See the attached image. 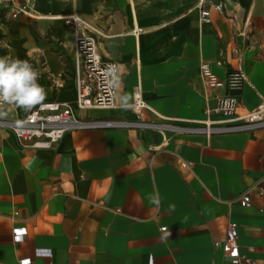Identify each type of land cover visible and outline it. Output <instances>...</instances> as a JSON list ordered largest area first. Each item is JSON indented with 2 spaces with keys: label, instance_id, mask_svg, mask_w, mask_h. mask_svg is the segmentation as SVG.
Listing matches in <instances>:
<instances>
[{
  "label": "crops",
  "instance_id": "0c3cea01",
  "mask_svg": "<svg viewBox=\"0 0 264 264\" xmlns=\"http://www.w3.org/2000/svg\"><path fill=\"white\" fill-rule=\"evenodd\" d=\"M198 2L28 0L29 15L0 22V57L39 71L43 102H73V40L93 35L100 57L118 65L120 106L77 115L133 119L125 104L139 84L149 121L204 118L213 100L201 62L220 78L240 66L246 83L233 92L244 115L264 97V0H228L221 12L210 8L208 22L200 21ZM72 16L80 27L67 22ZM27 113L15 108L0 118ZM258 181L264 188V127L209 137L84 128L51 149L24 147L0 128V264L28 257L33 264H228L214 246L228 221L237 223L241 254L264 264ZM246 188L243 207L235 198ZM15 226L27 228L19 243Z\"/></svg>",
  "mask_w": 264,
  "mask_h": 264
},
{
  "label": "built area",
  "instance_id": "2783aa9c",
  "mask_svg": "<svg viewBox=\"0 0 264 264\" xmlns=\"http://www.w3.org/2000/svg\"><path fill=\"white\" fill-rule=\"evenodd\" d=\"M228 0H199L200 21L210 20V8L223 11ZM6 10L2 13L3 10ZM28 0L17 3L15 0H0V22L3 19H15L20 14L29 15ZM74 28L80 27L78 19L67 18ZM85 28V26H83ZM246 36V35H245ZM236 51L238 52L237 48ZM241 62V59L239 60ZM72 63L76 98L73 102L47 101L35 106L20 118L5 116L0 118V128L12 131L18 143L34 149H51L66 134L76 129L84 128H146L160 132L189 135L201 134L209 137L213 134L234 132H249L264 127V97L258 105L244 115L237 113L239 96L234 89L246 83V76L240 66L220 78L211 69L209 61H202L199 66L204 93L211 96L213 105L205 108L204 118L198 120H173L162 118L159 121H149L142 118L147 109L138 84L133 88L131 102L125 104L134 114L133 119H118L111 117H80L78 111L110 110L120 106L118 101L121 88V76L118 65L113 60L102 59L98 53V42L93 35L76 33L72 45ZM216 65L223 64L222 59L216 60ZM223 89V93L213 92ZM16 107L5 106V115H9ZM165 141V137H164ZM256 182L259 194H264V188ZM250 188L243 190L235 200L243 207L250 205ZM14 212L12 218H16ZM164 230V227L161 228ZM12 240L19 243L27 235L26 226H15L11 229ZM238 226L234 221H228L220 240L214 242L216 248H221L223 257L228 264H259L257 260L242 255L238 246ZM37 256L50 257L48 249H37ZM19 264H33L31 258L20 259Z\"/></svg>",
  "mask_w": 264,
  "mask_h": 264
},
{
  "label": "clouds",
  "instance_id": "9594fccd",
  "mask_svg": "<svg viewBox=\"0 0 264 264\" xmlns=\"http://www.w3.org/2000/svg\"><path fill=\"white\" fill-rule=\"evenodd\" d=\"M40 73L28 60L0 57V116L5 106L29 111L46 98L44 87L38 82ZM153 203H159L152 197Z\"/></svg>",
  "mask_w": 264,
  "mask_h": 264
},
{
  "label": "rangeland",
  "instance_id": "374dc122",
  "mask_svg": "<svg viewBox=\"0 0 264 264\" xmlns=\"http://www.w3.org/2000/svg\"><path fill=\"white\" fill-rule=\"evenodd\" d=\"M259 19H261V17H260ZM261 20H262V19H261Z\"/></svg>",
  "mask_w": 264,
  "mask_h": 264
}]
</instances>
